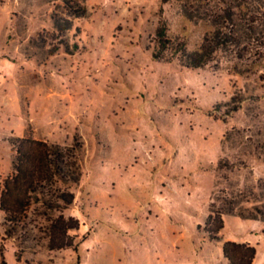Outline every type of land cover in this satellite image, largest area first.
Returning a JSON list of instances; mask_svg holds the SVG:
<instances>
[{
  "label": "rangeland",
  "instance_id": "obj_1",
  "mask_svg": "<svg viewBox=\"0 0 264 264\" xmlns=\"http://www.w3.org/2000/svg\"><path fill=\"white\" fill-rule=\"evenodd\" d=\"M70 1L0 0V182L17 138L80 141L64 211L79 249L50 250L36 214L28 240L8 238L0 210V264H227L233 239L264 264V24L249 20L264 0ZM229 8L235 24L217 22ZM218 31L210 62L188 67Z\"/></svg>",
  "mask_w": 264,
  "mask_h": 264
},
{
  "label": "trees",
  "instance_id": "obj_2",
  "mask_svg": "<svg viewBox=\"0 0 264 264\" xmlns=\"http://www.w3.org/2000/svg\"><path fill=\"white\" fill-rule=\"evenodd\" d=\"M171 1L163 0L164 3ZM64 2L74 7L72 1ZM227 10L221 9L216 13L215 20L221 24L230 22L234 25L236 12L231 8ZM75 12L82 16L86 7H75ZM252 18L249 20L254 25L264 24L263 18ZM226 39L227 35L221 31L207 33L199 50L190 55L187 66L197 68L210 62L221 42ZM14 148V172L5 178L3 183L0 182V210L6 215L7 237L17 239L21 232L25 235V240H28L27 225L30 224L31 215L36 214L43 216L48 222L45 234L50 250H78L79 243L71 231L79 228L80 221L74 216H66L64 211L75 201V194L70 190V186L78 183L82 176L78 163V157L83 150L82 143L76 140L71 150L46 140L24 136L16 139ZM34 205L41 207H35L32 212ZM232 211L233 209L229 210V213ZM223 214L224 211L213 210L207 218L206 229L214 234L213 239L221 240L218 234L225 227ZM241 216L249 218L242 214ZM222 250L230 264H253L257 254L255 245L234 240L224 241ZM3 264H6L5 260Z\"/></svg>",
  "mask_w": 264,
  "mask_h": 264
},
{
  "label": "crops",
  "instance_id": "obj_3",
  "mask_svg": "<svg viewBox=\"0 0 264 264\" xmlns=\"http://www.w3.org/2000/svg\"><path fill=\"white\" fill-rule=\"evenodd\" d=\"M234 241H237V242H248V243H250V244H252L253 245V241L252 240H246V239H244V240H239V239H233ZM257 246V245H256ZM257 248V247H256ZM225 257V256H224ZM226 259V262H227V264H230V262H229V260L227 259V258H225ZM256 259H257V254H256V257H255V260H254V262H253V264L256 262Z\"/></svg>",
  "mask_w": 264,
  "mask_h": 264
}]
</instances>
